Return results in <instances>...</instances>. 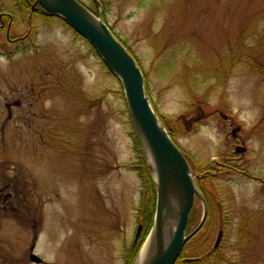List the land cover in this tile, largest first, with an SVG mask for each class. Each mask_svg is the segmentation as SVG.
<instances>
[{
    "label": "rangeland",
    "instance_id": "374dc122",
    "mask_svg": "<svg viewBox=\"0 0 264 264\" xmlns=\"http://www.w3.org/2000/svg\"><path fill=\"white\" fill-rule=\"evenodd\" d=\"M79 1L134 54L207 177L202 242L224 231L207 264H264V0ZM15 2L0 0L14 41L0 29V264H125L144 184L121 83L61 19L29 34Z\"/></svg>",
    "mask_w": 264,
    "mask_h": 264
},
{
    "label": "water",
    "instance_id": "95a60500",
    "mask_svg": "<svg viewBox=\"0 0 264 264\" xmlns=\"http://www.w3.org/2000/svg\"><path fill=\"white\" fill-rule=\"evenodd\" d=\"M36 6L50 16L62 19L86 39L108 71L120 81L135 136L157 189L154 225L135 264H177L186 245L204 227L208 206L197 186L198 176L152 107L141 68L102 18L78 0H35ZM237 151L246 150L238 147ZM196 199L203 206V216L196 229L187 234ZM223 237L224 232L220 231L215 250L220 248ZM30 260L35 264L43 263L35 254Z\"/></svg>",
    "mask_w": 264,
    "mask_h": 264
},
{
    "label": "trees",
    "instance_id": "16d2710c",
    "mask_svg": "<svg viewBox=\"0 0 264 264\" xmlns=\"http://www.w3.org/2000/svg\"><path fill=\"white\" fill-rule=\"evenodd\" d=\"M16 10L19 14V17L21 19L25 18L28 19V16L30 14V11L32 10L35 0H16ZM92 11V10H91ZM94 14L98 15L96 11H92ZM38 17H44L45 19H55L52 16H49L42 8L36 7L32 11V18H33V25L35 21L37 20ZM34 31V29H33ZM32 31V32H33ZM116 35V34H115ZM116 37L121 40L117 35ZM121 42L124 44V46L130 51V49L126 46L125 42L121 40ZM130 53L134 56V54L130 51ZM135 57V56H134ZM136 59V57H135ZM137 60V59H136ZM138 62V60H137ZM139 64V62H138ZM140 66V64H139ZM141 67V66H140ZM145 76V81L147 84V76ZM217 78V76H215ZM221 78V77H220ZM148 90L149 94V88L146 87ZM120 94L124 95L123 92H120ZM169 134L171 137L175 140V132L171 130L170 128L166 127ZM138 147L140 149V159L138 161V171L140 177L143 179V184H144V190L142 192L141 196V204L138 208V221L139 224L142 226V232L139 236V239L137 242H133L132 245L128 248L127 250V258H126V263L125 264H134L135 261L138 258V255L147 239L149 236V233L151 231V228L154 223V217H155V211H156V200H157V193H156V186L153 181L151 172L149 170V167L146 163V160L143 156V153L141 151V148L139 146V143L137 142ZM203 172L201 171L200 174ZM204 181H207V177L201 180L198 183L199 188L203 192L208 206H209V217H208V222L205 225V227L202 229V231L195 237L193 238L185 247L179 261L177 264H207L209 259L215 258L216 257V251L214 249H210V244L209 243H204L202 242L203 237H205L207 228L210 226L211 218H212V210L214 209V206L211 202L210 199V194L205 188ZM196 218V212L193 211L191 215V219L189 222V225L187 227V234H190L193 230L191 228L192 222ZM202 242V243H201ZM201 243V244H199ZM199 244V245H198ZM193 245H198L195 249H190L192 248Z\"/></svg>",
    "mask_w": 264,
    "mask_h": 264
},
{
    "label": "flooded vegetation",
    "instance_id": "af4514ba",
    "mask_svg": "<svg viewBox=\"0 0 264 264\" xmlns=\"http://www.w3.org/2000/svg\"><path fill=\"white\" fill-rule=\"evenodd\" d=\"M5 18H9L10 23H9L8 27L5 26V21H4ZM12 21H13V19L11 17L0 15V29H2V30L6 29V32L9 31L11 29V22Z\"/></svg>",
    "mask_w": 264,
    "mask_h": 264
},
{
    "label": "bare ground",
    "instance_id": "6f19581e",
    "mask_svg": "<svg viewBox=\"0 0 264 264\" xmlns=\"http://www.w3.org/2000/svg\"><path fill=\"white\" fill-rule=\"evenodd\" d=\"M145 256V254H143V256L141 257V261L143 260V257Z\"/></svg>",
    "mask_w": 264,
    "mask_h": 264
}]
</instances>
